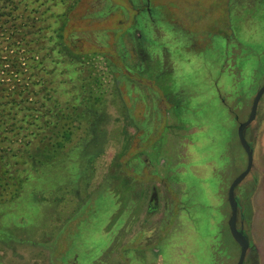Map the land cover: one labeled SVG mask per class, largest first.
<instances>
[{"label":"rangeland","instance_id":"rangeland-1","mask_svg":"<svg viewBox=\"0 0 264 264\" xmlns=\"http://www.w3.org/2000/svg\"><path fill=\"white\" fill-rule=\"evenodd\" d=\"M53 3L59 12L74 4L83 29L73 38L107 54L79 63L55 50L48 105L86 113L93 104L94 120L49 164L26 154L0 174V264H236L228 190L248 161L239 124L264 83V0ZM118 33L127 36L121 62ZM156 62L175 76L166 88ZM245 137L254 166L235 189L250 239L243 264H264V94ZM16 173L23 186L9 201Z\"/></svg>","mask_w":264,"mask_h":264},{"label":"trees","instance_id":"trees-1","mask_svg":"<svg viewBox=\"0 0 264 264\" xmlns=\"http://www.w3.org/2000/svg\"><path fill=\"white\" fill-rule=\"evenodd\" d=\"M50 1L0 0L1 175L11 170L14 161L27 164L26 154L36 163L49 164L59 151L74 142L84 124L85 131L92 128L89 124L92 117L88 111H92L90 108L93 104H87V112L81 111L82 114L79 111L65 113L58 104L55 108L48 105L47 101L52 102L51 93H56V89L51 92L55 79L49 64L54 62L55 50L79 63L83 61L74 59V56L94 53L96 50L105 53V50L98 45L93 50L81 48L72 36L77 30L83 29L74 23L73 15L70 14L74 4L67 12H59L54 9L57 3L50 4ZM108 7L104 6L103 9ZM103 9L100 14H106ZM150 10L151 7H147L143 12L149 13ZM132 32H128V36ZM118 34L116 46L121 62L127 60V36L125 33ZM144 42L145 34L141 42L135 38L136 45ZM95 101L99 103L101 98H96L93 103ZM91 120L93 122L94 119ZM126 164L125 161L121 166ZM14 170L26 171V167ZM21 174L16 173V183L5 185L8 194L5 196L9 201L19 198L18 193L24 181ZM4 239L1 235L0 241H6Z\"/></svg>","mask_w":264,"mask_h":264},{"label":"water","instance_id":"water-1","mask_svg":"<svg viewBox=\"0 0 264 264\" xmlns=\"http://www.w3.org/2000/svg\"><path fill=\"white\" fill-rule=\"evenodd\" d=\"M263 94H264V83L257 91L253 99V103L248 119L242 121L238 127V137L247 153L248 161L246 168L233 179L228 190V202L231 209V214L228 219V226L231 235L240 246V256L236 264L244 263L249 248L250 239H249V235L243 229L238 227V201L235 195V189L237 185L250 173V171L254 166V150L245 137V129L250 123L254 121L257 114L258 105Z\"/></svg>","mask_w":264,"mask_h":264},{"label":"crops","instance_id":"crops-1","mask_svg":"<svg viewBox=\"0 0 264 264\" xmlns=\"http://www.w3.org/2000/svg\"><path fill=\"white\" fill-rule=\"evenodd\" d=\"M155 69H157V71L158 72H160V70L161 69H159V63L158 62H156V65H155ZM152 70H154V68L153 67H148L147 68V66H144V70H143V74H147V76L148 77H151L152 75H151V72H152ZM157 72V74L155 73V75H156V79H158V82H161L162 83V85L161 86H164L165 87V85H167L168 86V82H171V83H174V77L175 76H173V75H171V76H169L168 77V75H166V74H168V73H171V72H167V70L166 71H162L161 70V73H158ZM152 73H154V72H152ZM166 75V76H165ZM163 76V77H162ZM154 78V77H153ZM160 84V83H159ZM166 88V87H165ZM113 229V228H112ZM111 229V230H112ZM110 230V231H111ZM110 235H111V238H112V236H113V232H111L110 233ZM145 256V255H144ZM144 259H145V257H143Z\"/></svg>","mask_w":264,"mask_h":264},{"label":"flooded vegetation","instance_id":"flooded-vegetation-1","mask_svg":"<svg viewBox=\"0 0 264 264\" xmlns=\"http://www.w3.org/2000/svg\"><path fill=\"white\" fill-rule=\"evenodd\" d=\"M149 16L151 17V13L149 14ZM199 86H202L201 84H200V82H199ZM193 97V96H192ZM238 224H239V221H238Z\"/></svg>","mask_w":264,"mask_h":264}]
</instances>
